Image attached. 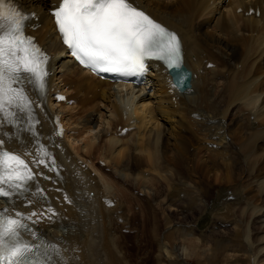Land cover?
I'll return each mask as SVG.
<instances>
[{
    "label": "bare ground",
    "instance_id": "1",
    "mask_svg": "<svg viewBox=\"0 0 264 264\" xmlns=\"http://www.w3.org/2000/svg\"><path fill=\"white\" fill-rule=\"evenodd\" d=\"M15 1L39 17L41 26L28 31L50 53L61 50L49 13L59 0ZM131 2L178 36L182 65L191 73L190 88L178 90L164 63L152 62L136 89L144 91L150 84V93L129 98L117 88L135 87L95 78L66 55L54 57L52 82L74 100L70 105L55 104L67 128L65 137L51 139V122L36 108L37 89L23 86L26 110L6 106L0 113L6 126L0 136L8 154L24 164L7 157L2 174L10 179L18 170L32 177L17 181L19 191L0 197V210L7 217H24L22 222L33 230L32 235H23L25 240L39 243L36 237L43 234L54 264H128L116 242L117 228L128 226L139 212L133 210L136 199L143 207L136 193L162 187L176 176L173 185L181 186L177 188L182 193L169 186L171 180L167 188L176 200L182 196L179 203L184 207L196 209L200 199L210 198L204 219L227 218L228 203L240 202L246 222L258 223L262 231L242 238L244 246L239 253L229 252V261L264 264V0ZM250 7L258 9L259 16L245 15ZM98 125L93 136L83 139L81 151L79 146L75 150L69 137L77 133L84 137L80 136L84 131ZM124 127L131 129L122 135ZM95 152L104 157V168L93 161ZM204 183L217 187L210 193ZM3 187L9 190L6 183ZM147 194L144 201L150 206L152 193ZM162 246L157 249L165 259ZM224 248L218 244L213 251L219 254ZM244 256L247 261L238 263Z\"/></svg>",
    "mask_w": 264,
    "mask_h": 264
},
{
    "label": "snow or ice",
    "instance_id": "2",
    "mask_svg": "<svg viewBox=\"0 0 264 264\" xmlns=\"http://www.w3.org/2000/svg\"><path fill=\"white\" fill-rule=\"evenodd\" d=\"M52 14L70 54L93 71L139 74L147 71L146 60L163 61L170 69L182 66L178 36L138 10L131 0H62ZM32 15L21 11L13 0H0V113L13 104L26 110L22 103L25 84L41 96L46 91L48 57L24 34L25 22ZM4 156L24 164L19 157ZM14 171L10 179L0 173V197L19 191L17 181L32 177L30 172ZM23 219L22 215L15 219L0 214V264H54L43 234L36 237L39 243L23 238L25 233L33 234Z\"/></svg>",
    "mask_w": 264,
    "mask_h": 264
},
{
    "label": "rangeland",
    "instance_id": "3",
    "mask_svg": "<svg viewBox=\"0 0 264 264\" xmlns=\"http://www.w3.org/2000/svg\"><path fill=\"white\" fill-rule=\"evenodd\" d=\"M120 88L121 89L117 88L118 90H122L120 95L124 94L125 96H128L129 98H132L133 95L135 96L139 92L150 93V91H149L150 90V84L149 85L147 84V88L144 91H138V93L136 90L138 88L132 89L130 87H127V88H130V89H127L126 87H124V89H123L122 86ZM101 105L102 104H100V106ZM53 106H55V104ZM54 108L57 110V106H55ZM106 111H107V109L103 108V106H101V112L108 115V113ZM98 126H96V128L94 127L92 130L90 129L89 131L87 130V131L83 132V133H89L90 132L89 133L90 136H89V134L87 136V134L82 133V135H80V136H84V137H79L78 133H77V135L74 134V135H71V137H69V140L72 142L71 144L73 145L75 150H77L80 147L78 150H79V152L81 151L80 149L82 148V146H84V141H85L83 139L93 136L95 134V132L98 130V128H100L102 126V124H101V126L100 125H98ZM108 135H106V137H108ZM76 136H78L79 138ZM81 138L83 141L81 140ZM95 160H97V161H95ZM93 161H95V162L104 161L105 165L102 166V168H104L106 166V161H105L104 157L100 156V158H99L97 152H95V154H94ZM106 169L108 170V167ZM172 178L173 179L170 178L171 182H170L169 186L172 189L177 188V187H181V186H177V185L175 186V184L173 185V181L175 180V178H176V180H178V177L175 176ZM176 180L174 181V183H176ZM169 181H168V184H169ZM166 184L167 183H165V184L163 183V185L161 184L163 188L160 187V185H159V187L157 186L159 189L156 186H154L155 188L152 187L154 190L152 188L148 187V188L142 189V191L144 190L143 193L137 192L136 196H138V198L139 197L141 198V200H142L141 202L143 203L142 204L143 207H141V205H140L141 203H139V201L136 199L135 200L136 201L135 206L133 207V210H135V211L138 210L139 212L136 211V214H135L136 216L134 215L133 218L128 220L129 221V222H127L128 226L127 225H125V226L129 227V228L127 229V228H125V226L124 227L121 226V229L117 228V229H119V230H117L119 237H118V240H116V242H117V244L120 243L121 250L123 251V255H124L125 259L127 260L128 264H158L159 261H160V264H162V263L163 264H169L171 261H173V264H211V260H212V258H214V256H216L218 258H215L216 260L215 259L212 260V264H214L213 262H216L215 264H227V263L231 264V262H230L231 259L228 256L229 255L228 253L229 252L230 253H234V252L239 253L238 250L241 249L242 246H244L243 242L245 240L243 241L242 238L245 239V237L249 234L251 236H254V233H259V231H262V228L258 227L259 226L258 223L246 222L247 219H246V215H245V210L243 209V206L241 204H239L240 202H236V204L232 203L233 205L231 203H228L227 208H224L225 210H227V209L229 210V211L228 210L226 211L227 213H229L227 218H220L219 219L218 217L215 218V216H214V217H211L207 220V219H204V217H205L204 207L206 206L207 203L210 202V198L203 197V200L200 199L199 205L196 208L197 210L194 208L190 209V207L189 208L184 207L181 202L179 203V198H182V196H179L178 200H176L175 196H170V194L173 190L170 188L172 190V191H170L169 187L167 188L168 184L167 185ZM178 184H179V182H178ZM171 185L174 186V188ZM189 185L193 189H195L192 186L193 184L192 185L189 184ZM206 185H208V184L206 183ZM206 185H205V183L203 184L204 188L207 191H208V189L210 190V193H213V191L215 190V187H217V186L211 187L212 185H208V188H207ZM164 186H166V187H164ZM146 189H148L147 190L148 192L150 191V195L152 193V195H151L152 197L150 196L151 197L150 201L152 199L150 206L146 205L145 201H144L145 200L144 198H146V196H148V194H147L148 192L146 191ZM178 189L179 188H177V190ZM158 190L160 192H158ZM177 190H176V193L179 192V190L178 191ZM176 193H174V194H176ZM180 193H182V191H180L179 194ZM174 198H175V201L173 202ZM201 202H202V204H201ZM205 202H206V204H205ZM174 203H175V205H173ZM136 204H137V206H136ZM168 204H170V205H168ZM177 204H178V206L179 205L180 206L176 207ZM228 206H231L232 209ZM169 207L172 209L174 208V209L172 210ZM180 207L182 208V210L180 209ZM143 209H145V210H143ZM176 209H177V211H176ZM186 209H188V211ZM198 210H199V212H198ZM144 211L147 212L148 214L145 215ZM220 211L222 212L223 210H220ZM242 214H244V216ZM236 215H238V216H236ZM246 227H248V228H246ZM123 228H125L124 229L125 231L123 230ZM243 228L245 231L243 230ZM247 229H248V231H246ZM120 232L122 234L121 236H120ZM243 232H244V234L246 232V234L244 235ZM122 236L124 239L122 238ZM234 243H235V245H234ZM218 244H224V247H225L223 249L224 251L220 252L221 254L220 253L215 254L213 251V249ZM121 245H123L124 247ZM161 245H163L164 248H163V246H162V248L165 249L163 251V249L161 248L162 251L164 253L166 251V253H165L166 258L165 259H161L159 257V253H160L159 250L160 249H157V248H159V246L161 247ZM182 252H184L185 254H183ZM187 253H189V255ZM197 254H199V256ZM196 256H198V257H196ZM201 256H203V257H201ZM209 256H211V257H209ZM157 257H159V258H157ZM242 258L243 259H239L238 263H241V261H247V258L245 256ZM244 258H246V259H244ZM158 259H159V261H158ZM222 259H223V261H222ZM155 260H157L158 262H156ZM233 263H235V262H233Z\"/></svg>",
    "mask_w": 264,
    "mask_h": 264
},
{
    "label": "water",
    "instance_id": "4",
    "mask_svg": "<svg viewBox=\"0 0 264 264\" xmlns=\"http://www.w3.org/2000/svg\"><path fill=\"white\" fill-rule=\"evenodd\" d=\"M175 75L178 73V71H174ZM189 78H190V74L188 71L185 70V75H184V80H183V83L181 85V89H184L185 87H188L189 86Z\"/></svg>",
    "mask_w": 264,
    "mask_h": 264
}]
</instances>
